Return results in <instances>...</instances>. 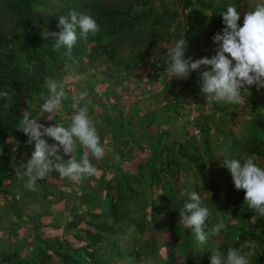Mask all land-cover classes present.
Here are the masks:
<instances>
[{"label": "trees", "instance_id": "16d2710c", "mask_svg": "<svg viewBox=\"0 0 264 264\" xmlns=\"http://www.w3.org/2000/svg\"><path fill=\"white\" fill-rule=\"evenodd\" d=\"M229 4L235 5L241 13L239 23L242 26L243 15L255 8L257 0H0V91H9L12 97L7 109L3 107L5 101L0 100V144L17 136L27 155L31 149V144L27 142L29 138L16 127L24 111H28L30 118H35L41 111L40 97L42 94L48 95L44 81L46 77L56 76L53 71L56 65L92 51L98 57L113 62L119 59L124 71L133 72L148 60L150 67L160 71L157 65L164 64L169 50L162 43H175L181 33H185L189 43L197 48L194 52L196 55L205 54L208 45L217 46L213 37L225 27L221 13L226 11ZM247 4L251 6L243 14ZM259 4H264V0ZM70 10L90 13L101 28L95 35L89 33L87 39L80 35L78 28V41L73 47L71 58L65 54L66 48L54 51L53 38L48 35V32L60 31L59 16L67 15ZM180 16L183 19H179ZM176 20V31L170 32V24ZM107 72L110 73L109 70ZM197 76L200 73L194 72L183 85H175L173 80L168 81L166 74H160V95L164 99L177 97L183 88L195 83ZM254 87L251 86L250 90ZM260 90L258 96L248 93L240 103L241 108L251 109L255 116L251 129L259 131L237 138L231 131L223 129L217 141L220 149L211 146L206 120L234 106L226 102L206 104L203 96L197 107L201 116L195 117L194 123L204 137L209 159L201 158V155L187 158L188 155L183 152L184 145L175 140L172 144L177 145L181 155L168 153L164 156L159 150L157 155L150 158L146 180L143 175L119 173L115 179L116 194L105 195L107 202L100 208V212H94L93 208L102 204L92 201L88 205H81L84 211L72 212V219L67 221L64 228L73 229L69 236L40 239L33 252L24 255H20L19 247L16 246L10 251L0 252V264H145L146 256L148 259L151 256L155 264H210V248L213 246H219L226 253L229 248H238L246 241L255 244L251 264H264V218L256 216L248 208L244 201L245 190L241 191L238 201L233 203L228 195H220L223 191L216 177L232 179L230 169L224 163L227 159H239L244 153H256L261 158L264 156V89ZM151 96L156 97L157 94L151 93ZM34 97L39 98L32 105L29 100ZM209 105L213 109L210 115L205 113ZM173 109L178 113L177 106ZM37 120L44 124L40 119ZM217 150H220V155H217ZM217 156L221 158L220 167L212 161ZM191 164L201 167L205 165L209 169V174L203 173L200 179L196 174L185 175L184 184L186 193L197 192L211 209L212 215L206 222L208 228L217 223L223 225L218 237L220 243L212 241L201 245L195 240L194 233L184 226L185 217L190 215L184 210L188 196L178 190L175 181L180 171L183 168L188 170ZM5 167L0 166V191L17 208L18 198L9 194L1 181ZM145 168V164L141 163V174ZM161 172H165L164 181L161 180ZM141 179L148 185L149 191L132 185L133 180L139 183ZM153 183L161 191L155 197H149L147 194L150 195ZM205 192L211 199L203 196ZM175 198L178 210L175 209L177 213L166 227L164 222L168 220L171 209L169 204ZM16 218L19 217L15 216L12 221L13 233L20 225L14 222ZM83 221L86 227H80ZM148 227L152 233L153 230L162 233L163 229L169 233L163 241L164 257L157 253L158 248L154 247L153 242L136 247L139 237ZM123 239H126L125 243H122ZM197 244L200 250L196 249ZM191 251L200 255L192 260L189 258ZM180 255L182 259L178 258Z\"/></svg>", "mask_w": 264, "mask_h": 264}, {"label": "rangeland", "instance_id": "374dc122", "mask_svg": "<svg viewBox=\"0 0 264 264\" xmlns=\"http://www.w3.org/2000/svg\"><path fill=\"white\" fill-rule=\"evenodd\" d=\"M261 1L257 0V4ZM250 6V4L246 5L243 14L247 11L246 8ZM179 19H183V17L180 16ZM177 20L170 24V32L176 31L175 23ZM186 39L190 44L189 39L187 37ZM162 45L170 49L174 47L175 43L163 42ZM216 47L214 45L206 46L205 51L207 52L203 55H196L194 51L191 54L193 59L206 56L211 58L215 54ZM119 61V59L115 62L110 59H103L92 51H86L71 61L56 65L53 68L56 75L53 79L65 84L67 99L62 100L61 106L56 112V119L49 121L47 114L42 110L35 116L44 123L43 125L52 126L61 123L67 127L71 123L73 112L86 105L89 115L95 121L101 144L105 146V156L102 159H91V162L97 168L95 175L74 182L68 178L61 179L58 172H53L48 178L37 182L38 191H29L24 186L25 181L15 177L13 157H15L14 162L17 164L22 161L26 162L34 151V142L31 143V149L27 155L24 154L17 136L11 137L12 142L9 138L3 144H0V166L5 167L8 165L3 168L1 181L4 183V189L18 198L16 203L18 207H13L0 191V252L10 251L16 246L19 247L20 255H24L26 252L32 253L33 248L40 239L53 236H69L73 229L65 230L64 228L67 221L72 219V212L84 211V206L81 207V205H88L90 201L102 204L93 208L94 212H100V208L107 202L105 201V195L108 193L116 194L115 179L119 173L143 175L146 180L149 176L150 158L157 155L159 150L164 156L168 153L170 155H181L177 145L172 144L175 140L184 145L183 152L188 155L187 158L195 155H201V158L204 159L210 158L207 157L209 151H205L204 137L194 123L195 117L201 116L197 109L203 97L200 89V76H197L195 83L183 88V92L177 97L164 99L160 95L162 90V84L158 79L160 74L161 76L166 74L168 81L173 80L175 85H183L185 80L176 77L170 79L165 72L167 69L166 64L159 66L160 71H158L156 68L150 67L148 60L138 66L137 70L131 72L124 71ZM108 70L110 73L107 72ZM260 91V89L254 87L249 93L258 96ZM151 93L157 94V96H151ZM81 94H83V98L80 104L76 109H73V97L79 98ZM38 98L34 97L29 102L33 105ZM40 98L42 105V96ZM174 106L178 107V113L174 111ZM233 106V108L229 106L226 109L227 112H217L212 119L206 120L209 133L207 135L208 140L211 146H217V149L219 148L217 141L220 138V130L231 131L237 138H241L243 134L252 135L259 131L258 129H251L252 124L255 122V116L250 111L251 109L248 110L249 108L246 107H243V109L240 104H233ZM211 109L212 106L207 107L205 113L210 115ZM226 113H228L227 116ZM249 126L251 131L248 128ZM45 139L48 140L49 144L57 143L50 137H45ZM13 148H16L15 152H13ZM84 151L85 149L80 147L77 141L76 158L78 160ZM59 154L65 160L71 158L70 155H64L62 149ZM117 154L120 156L119 163L114 159ZM220 154V150H217V155ZM212 161H215L218 167L221 166L219 156L212 159ZM141 163L146 166L142 174L139 171ZM258 163L264 166V156L260 157ZM192 168L195 169V172ZM203 173L209 174L207 166L201 167V165L191 164L188 170L183 168L180 171L175 185L182 194H185L187 192L184 184L185 175L193 176L196 174L200 179ZM160 175L162 181L166 180L165 172H161ZM216 177L219 179L223 191L220 192V195L226 194L229 196L231 203L233 201L237 202L242 190L237 191L235 189L233 179H224L218 175ZM100 183L103 184L100 185ZM132 185L137 188H149L143 179L139 183L133 180ZM159 190L153 183L150 188V195H147L155 197ZM203 196L211 199L206 192L203 193ZM180 197L179 195L178 198ZM138 204L141 205L140 202ZM169 206L171 209L168 220L164 222L166 227L177 213L175 210H178L177 199L172 200ZM15 216L19 218H16L14 222L20 225L13 233L12 221ZM86 226L87 224L84 221L80 223V227ZM164 230H161L162 233L153 230L152 233L150 227H148L139 237L136 247L153 242L154 247L158 248L157 253L164 257L163 241L165 237L169 236V233ZM218 237L219 234L211 235L201 245H206L212 241L220 243ZM125 242L126 239H123L122 243ZM196 249L200 250L198 244ZM199 255L191 251L189 258L194 260ZM178 258L182 259V256L180 255ZM144 260L145 264H155L151 256L150 259L147 256L144 257ZM159 264H162V262Z\"/></svg>", "mask_w": 264, "mask_h": 264}, {"label": "clouds", "instance_id": "9594fccd", "mask_svg": "<svg viewBox=\"0 0 264 264\" xmlns=\"http://www.w3.org/2000/svg\"><path fill=\"white\" fill-rule=\"evenodd\" d=\"M225 27L222 32L214 35L213 41L217 45L215 54L209 57L193 59L186 57L188 40L185 33H181L174 47L167 52L166 73L169 78L187 80L192 72L200 73V89L206 104L213 102L240 104L247 97L251 86L264 89V4H257L253 10L243 15V25L239 23L241 13L233 4L227 6L221 13ZM59 32H48L53 38V50L59 52L66 48L65 53L71 58L73 47L78 41L77 29L80 35L87 39L100 32L97 20L88 12L70 10L67 15H60L58 21ZM160 65L158 64L157 67ZM44 87L49 95L42 94V112L47 114L49 121L56 119V112L62 100L67 99L65 84L52 77H46ZM83 94L79 98L73 97V109L80 104ZM12 97L9 91H0V100L5 101L3 107H10ZM18 128L34 142V151L27 161L15 163L13 167L15 177L25 181L29 191H38L37 181H42L59 173V178H68L79 182L85 177L97 173L92 158L102 159L105 156V146L94 119L89 115L87 106L79 107L73 112L71 123L45 126L37 119L30 118L28 111H24ZM45 137L52 138L54 144H49ZM10 141L12 142L11 138ZM77 141L85 149L78 160L76 158ZM70 155L65 160L59 153ZM16 148H13V152ZM111 151V149H109ZM119 163L120 156L114 157ZM260 156L256 153H244L239 159H227L225 165L230 169L235 189L245 190L244 201L256 216L264 218V166L258 162ZM188 202L184 210L190 215L184 219V226L194 233L195 240L204 244L209 235L220 233L223 225L215 224L208 228L207 221L212 215L211 209L203 202L202 197L195 191L186 193ZM183 215V213H180ZM253 219L255 220V217ZM207 229V231H206ZM255 244L244 242L238 248H229L225 253L219 246L210 248V264H251L255 255Z\"/></svg>", "mask_w": 264, "mask_h": 264}, {"label": "built area", "instance_id": "2783aa9c", "mask_svg": "<svg viewBox=\"0 0 264 264\" xmlns=\"http://www.w3.org/2000/svg\"><path fill=\"white\" fill-rule=\"evenodd\" d=\"M195 49L197 50L196 47H193L192 44H188V48L186 49V57H192L193 58V55L191 54L192 51L195 52ZM200 58H203V57H200Z\"/></svg>", "mask_w": 264, "mask_h": 264}]
</instances>
